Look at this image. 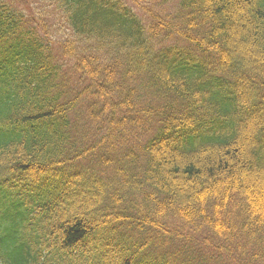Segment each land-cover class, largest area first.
<instances>
[{"label": "trees", "instance_id": "obj_1", "mask_svg": "<svg viewBox=\"0 0 264 264\" xmlns=\"http://www.w3.org/2000/svg\"><path fill=\"white\" fill-rule=\"evenodd\" d=\"M0 264H264V0H0Z\"/></svg>", "mask_w": 264, "mask_h": 264}]
</instances>
